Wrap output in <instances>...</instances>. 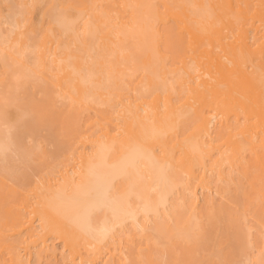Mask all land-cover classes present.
Listing matches in <instances>:
<instances>
[{
    "label": "bare ground",
    "instance_id": "bare-ground-1",
    "mask_svg": "<svg viewBox=\"0 0 264 264\" xmlns=\"http://www.w3.org/2000/svg\"><path fill=\"white\" fill-rule=\"evenodd\" d=\"M248 41L210 0H0V264H264Z\"/></svg>",
    "mask_w": 264,
    "mask_h": 264
},
{
    "label": "rangeland",
    "instance_id": "rangeland-1",
    "mask_svg": "<svg viewBox=\"0 0 264 264\" xmlns=\"http://www.w3.org/2000/svg\"><path fill=\"white\" fill-rule=\"evenodd\" d=\"M210 1L223 23L231 27L234 31L240 30L247 34L249 37L247 45L254 59L253 61L257 65L258 70L264 73V0ZM3 4L5 3H1V10L5 9L2 8ZM35 5L33 8L31 7L28 22L25 23V26L23 25L24 27L21 26V29L25 30L33 27L37 22L41 3L38 1ZM3 7L5 6L3 5ZM224 201L228 203L227 200Z\"/></svg>",
    "mask_w": 264,
    "mask_h": 264
}]
</instances>
